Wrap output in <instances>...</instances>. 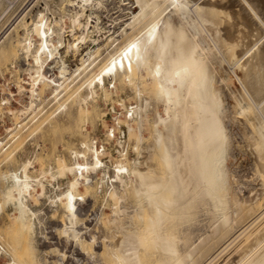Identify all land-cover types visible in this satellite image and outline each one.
Wrapping results in <instances>:
<instances>
[{
    "label": "bare ground",
    "instance_id": "bare-ground-1",
    "mask_svg": "<svg viewBox=\"0 0 264 264\" xmlns=\"http://www.w3.org/2000/svg\"><path fill=\"white\" fill-rule=\"evenodd\" d=\"M33 1L32 6H38L34 15L29 16L31 7L17 13L11 5L4 19L0 14V29L7 26L0 32V61L11 60L12 77L18 69L27 73L16 80L19 93L28 98L17 111L28 113V108L44 100L46 90L55 101L54 109L42 119L38 114L32 117L38 121L33 132L52 127L64 113L78 133L95 112L92 108L100 93L111 97L116 81L121 85L125 80L138 82L133 90L140 102L126 110L131 114L126 113L125 119L117 118L118 124L127 126L129 138L137 131L135 157L121 148V128L115 149L125 160L108 158L109 146L104 142H110L108 136L100 144L96 137L85 136L80 146H69L70 161L61 158L56 172L53 167L47 171L52 179L71 175L66 188L51 195L50 202L62 210V228L55 229L65 237L66 245L77 248L76 262L85 256L92 264H264V226L243 239L264 218V208L253 214V207L261 202L239 196L225 164L231 122L241 127L242 136L254 146L264 176V0H133L126 22L131 30L123 28L125 40L95 70L102 26L88 11L93 0ZM18 30H22L19 36ZM68 33L71 38L66 37ZM110 38V45L118 40ZM87 41L92 46L82 53ZM69 55L81 56L66 74ZM226 66L239 82L230 94L231 103L224 89L230 79L222 73ZM144 81L150 95L164 107L163 113L156 108L151 118L149 99L140 96L139 84ZM10 92L0 107L12 103L15 93ZM145 119L151 121V136L144 135ZM15 123L11 131L21 126V120ZM13 131L11 136L18 139L21 130ZM111 132L115 136L114 129ZM149 137L153 138L152 165L141 159ZM9 146L6 143L1 149ZM11 157L13 152L6 153L2 161ZM36 157L34 152L0 174L5 182L0 211L8 203L17 210L12 225L5 233L0 231V253L9 256L8 264H66L65 249L50 244L48 249L39 248L36 231L40 228L43 234V217L33 205L46 194V184L45 171L41 176L34 173ZM261 191L258 188L250 194L256 197ZM128 193L135 198L132 207L122 203ZM100 195L104 205H109L112 196L118 200L110 205V217L104 218L102 208L96 211L95 223L102 225L91 227L87 221ZM240 238L243 241L236 247ZM232 246L234 253L226 254ZM49 253H55L58 262L49 261Z\"/></svg>",
    "mask_w": 264,
    "mask_h": 264
},
{
    "label": "rangeland",
    "instance_id": "rangeland-1",
    "mask_svg": "<svg viewBox=\"0 0 264 264\" xmlns=\"http://www.w3.org/2000/svg\"><path fill=\"white\" fill-rule=\"evenodd\" d=\"M32 1L33 0H13V1L12 0H0V10L2 9V11H0V14L3 13L1 18L2 19L5 18L3 16H5L6 13L9 11L8 9L10 8V5H11V7L14 6V8L17 7L16 8V10H18L17 13L21 12L27 6H28V8L31 7L29 16L34 15L38 6H36V5L32 6L33 3L35 2V1H33V2ZM132 1L133 0H131V1L130 0L129 1L128 0H96V1L93 0L94 3H92V7L91 8L88 7V11L90 9L89 13H91L93 15V17L91 15V18L92 19H98L99 18L98 21H99L100 25L102 26L101 32L103 31V33H104L103 37L101 36L103 33L102 34H101V32L99 33V40L102 38L100 40V44L102 45L101 50H100L101 54L96 59L97 65L94 67V70L106 60V58L109 55L108 52H111L114 49L116 44H119L125 40V36L122 35L123 28H127L128 31L131 30V28H129V26L127 27V23L129 22V19L131 17L129 6H131ZM96 2H98V3H96ZM99 2H101V3H99ZM95 3H96V7H95ZM94 9H96V10H94ZM4 10H5V13H4ZM11 11H12V9H11ZM11 11H9L8 13H10ZM31 11H33V12H31ZM17 13L12 14L13 15L12 20L15 19ZM97 14H98V16H97ZM2 27L3 28L0 29V32H3L7 26H2ZM21 33H22V30H18V36ZM66 37L71 38L72 35L70 33H68L66 35ZM107 37H109V39ZM110 37H112V38L116 37V38H118V40L115 41L113 43V45H110V42L112 41ZM107 39H108V41H107ZM90 45L92 46V44L90 42H88V41L85 42L83 44V48H82L81 52L86 53L88 46H90ZM80 56L81 55H78V56H75L73 58V56L70 57V55H69V57L67 58L68 59L67 62L69 63V65L65 66V68H64V72L66 74H67V72L70 73L73 71V68L76 66L77 63H79L78 59ZM103 58H105V59H103ZM2 61H4V62H2ZM2 61H0V80L1 81H4V79L7 80L8 85H11V90L13 91V93H15V96L12 99V103L10 105H8L6 107H3V106L0 107V150H1L0 151V174H1V172H3L4 170H6L8 168H16L21 160L26 159L29 156L33 155L34 152H37L36 161L34 162V164H35L34 173L37 175L39 174L38 176H41L42 173L45 171V173H44L45 176H43L42 179H43L44 183L46 184V194L39 201H37L36 204L33 205L41 211L40 215H41V217H43V221L41 224L43 234H41L39 232L40 228L37 230L38 232L36 231V235L39 233L37 235L38 239H39L38 240L39 248L40 249H48L49 244H50L51 246H56L61 250L65 249L64 251L66 252L67 258H68V259L65 258L66 264L67 263L70 264V262H71V264H92L93 262H90L92 260L86 259L85 256L82 259L83 261L81 260L83 263L82 262L77 263L75 258H74V256H78L77 255V253H78L77 248L72 244L66 245L65 241H64L65 237H63V235H61V233H59V231L57 229H55L56 226L62 228V223H61V219H60L61 218L60 215L62 213V210L59 206L52 204L50 202V198L53 197L55 193L60 192L66 188L67 180L71 177V175L70 174L69 175H64V174L61 175L60 174V175H58V178L56 177L55 179L54 178L52 179V177L49 175V173L47 171L53 167V169H55L54 172H56V168H58L59 160L61 161V158H65L67 161H70L71 155H70L69 146H77V147L80 146L79 145L80 141L85 136L96 137L99 144L101 143L102 140L105 139L106 136H108L112 140V141L110 140V142L104 141L106 146H109V149L106 151V154L109 155L108 158H111L113 160L114 159L115 160L116 159L125 160L126 159L125 156H119L117 154V150L115 149L118 146V145H116V141H117V137H119V135H120V132H118V131H120L121 128H123V130H124V135L123 136L121 135L123 137L122 139H123L124 145H122L121 148H124V150L127 149V153H128L129 157H131V158L135 157L137 155L136 146H135V135L137 134L136 133L137 131H136V129H134L132 131L133 133H132L131 138H129V134H128L129 132L127 130V126L124 124H118V119H125L126 113H127L126 110L129 109L131 106H134L140 102L139 95L136 93L135 90H133V86H136V84L138 82L133 83V82H129L128 80H125L124 84L121 85L118 81H116V87H111V91H112L111 97H109L110 95L108 97L107 96L105 97V95H102V93H100L99 97L96 98L95 107L92 108V109H95V112L97 111L96 113H98V114H95V112L93 111L92 116H94L95 119H94V117L91 116L92 118L90 117L88 120H86V122L82 123L80 128H78L80 133H79V131H78V133H76L77 127L74 125V123L68 122V120L65 118L64 113H60L58 115L57 122L54 123V125L52 127L48 128L47 126H45V127H42L38 130H35L33 132V129L37 125L38 121L33 122L32 117L34 115L38 114L37 117L42 119V117H44L51 110L54 109V107H55L54 102L55 101H53V99H52L53 95L50 93L49 90H46L45 93L43 94V99L45 101L43 100L42 102H38L36 104H33L30 107L31 109L28 108L26 112H28L29 114L28 113L20 114L17 111V109H21L23 107V104L27 103L26 100L28 98H27L25 93H23V94L19 93L16 80L19 81V79H20L19 76L27 77V73L18 69L17 70L18 72H16L14 77H12L10 74L11 60L6 59V61L5 60H2ZM29 61H31V58L29 59ZM17 68H19V67H17ZM229 68H231V67L228 66L227 68H223L222 73L225 77L230 78L228 81V84H224V89H225V93H227L225 95L229 99L228 102L231 103L232 100H230V99H232V98L230 97V94H231L232 90L236 89V86H239V82L234 75L235 74L234 71L233 72L230 71ZM231 70H233V69L231 68ZM237 71L239 72V74H241V72L238 69H237ZM142 76L146 78V74L144 76V73H143ZM143 84H144V86H143ZM148 84H150V83H148ZM232 84H235V86H233ZM139 85L143 89L141 94H140V96H142L141 98H143V99H144V97L146 99L148 98L149 102H150L149 105H151L148 107L149 110L147 111L149 117L151 118L153 116V112L155 111L156 108L163 113L164 107H163V104H161L162 102L157 101L154 95H152V94L150 95L148 89L145 87V81L140 83ZM26 86H29V85L26 84ZM229 87H230V89H229ZM8 88L7 87L5 88L6 91H8ZM49 93H50V95H48ZM35 105H36V107H35ZM9 108H11L13 110L12 113L8 110ZM129 113L131 114V112L129 111L127 113L128 116L130 115ZM17 115H18V117H17ZM92 119L95 121H93ZM18 120H21V123H20L21 126L19 125L17 127L19 131L21 130V132L19 134L18 139L17 138L13 139V136H11V134H13L12 133L13 130L11 131V128L13 129L16 126L15 122H17ZM91 121H93V123H90ZM143 122H144L143 123L144 135L145 136H151V132H152L151 121H148V119H145ZM134 123H136V121H133L132 124L134 127L135 126L138 127V124L137 123L134 124ZM229 124L230 125L228 126V129L230 130L229 133L231 136H230V146H229L230 148L227 150L228 152H227L226 157H225L226 168L228 169L230 176H232V180L235 181V182L233 181V186H234L233 188H234V190L237 189L235 191L238 192L239 196H243L245 198L250 196V197H252L251 202H254V201L257 202L258 200H259L258 202H261V203H259L260 204L259 207H258V204L254 202L257 205H255L253 207V214H256L257 212L259 213L261 211V207H262V209L264 208V204H263V202H264V189H263L264 176L261 175V171H260L263 168L262 164H261V160L259 159L255 148H253L254 146L253 145L251 146L250 145L251 143L246 138H244V136H242L241 130H240L241 127H239V126H237V124H234L231 122ZM137 127H135V128H137ZM16 129H14L15 132L18 131ZM112 129H114L115 136L112 135V132H111ZM134 133H136V134H134ZM126 136L128 138H126ZM232 140H233V142H231ZM6 143H9L10 146L7 148L6 151H4L1 148ZM114 143H115V145H114ZM152 144H153V138L149 137L146 140V142L143 144V149L141 150L142 161L147 160L148 164H151V165L154 164V162L151 160V157H152L151 146H152ZM126 146H127V148H126ZM133 146H134V148H133ZM9 152H13V158L11 157L12 159H10L9 161H2L4 155L6 153H9ZM141 167L145 168L146 166H145V164H142ZM259 173H260V175H259ZM4 185H5V182H3L1 180V177H0V190ZM61 188H62V190H61ZM258 188L262 189L260 195L257 196V194H256V197H255V194H250V192L255 193ZM81 189L83 190V187H81ZM38 190H40V187H38ZM119 191L122 192L123 191L122 188ZM252 191H255V192H252ZM46 196L47 197L49 196L48 200H47ZM125 197L126 198L124 199V201L122 200V203L124 202L123 203L124 205L128 204L127 206L132 207V205L135 204V201H134L135 198H134L133 194L128 193V194H126ZM250 197H249V199H250ZM262 197H263V201H262ZM102 200H103L102 196L101 195L98 196V198L96 200L97 203H95V206H94L95 210L92 211V215L89 216L87 223L90 224L91 227H95L96 225L101 227V225H102L99 221H97V223H95L96 218H94V217H95L96 211L99 213V212H101V210H103L105 212L104 218L111 216L110 205H113L115 203V201L118 200V197L116 195L112 196L109 200V205H104ZM111 203H113V204H111ZM100 204H102V207L100 206ZM117 204H119V203H117ZM50 206L52 208H50ZM103 207L105 208V210L103 209ZM15 209L16 208H14V205L12 203H8L5 205L3 210L0 211V231L1 232L4 231V233H5L6 232L5 230L8 228V226L12 225L11 222L13 223V221H14V215L17 214V210H15ZM129 209H132V208H129ZM57 223H58V225H57ZM263 226H264V218H262L256 225H254L251 228V230L248 231V233L243 237V239L246 237H249L250 235L251 236L254 235ZM44 235H46V236H44ZM243 239L240 238L237 242H235L236 247L238 244L242 243ZM234 246H232L226 252V254H229L230 252H231V254H233L234 253L233 249L235 248ZM17 249H19V251H20L19 256L23 258L24 253L23 254L21 253V250L23 251V246L19 244L17 246ZM231 249L233 252L231 251ZM73 251L75 252V255H74ZM72 252H73V254H72ZM69 254H70V256H69ZM226 254H225V256H226ZM71 255H72V257H71ZM46 257L49 259V261L54 260V261L58 262L57 255L55 253H49ZM8 261H9V256L6 254L0 253V264H8ZM23 264H24V262H23Z\"/></svg>",
    "mask_w": 264,
    "mask_h": 264
},
{
    "label": "built area",
    "instance_id": "built-area-1",
    "mask_svg": "<svg viewBox=\"0 0 264 264\" xmlns=\"http://www.w3.org/2000/svg\"><path fill=\"white\" fill-rule=\"evenodd\" d=\"M6 87L7 88L9 87L8 91H6V89H5ZM10 90H11V85H8L7 80H5V79H4V81L0 80V103L1 104H4L5 97L11 96Z\"/></svg>",
    "mask_w": 264,
    "mask_h": 264
}]
</instances>
